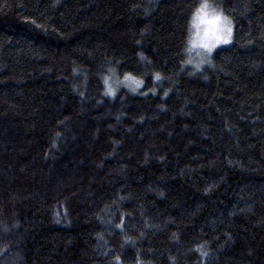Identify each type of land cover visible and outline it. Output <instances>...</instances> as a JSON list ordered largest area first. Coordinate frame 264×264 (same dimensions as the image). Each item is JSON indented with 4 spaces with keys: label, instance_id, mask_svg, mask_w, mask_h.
<instances>
[{
    "label": "trees",
    "instance_id": "trees-1",
    "mask_svg": "<svg viewBox=\"0 0 264 264\" xmlns=\"http://www.w3.org/2000/svg\"><path fill=\"white\" fill-rule=\"evenodd\" d=\"M0 264H264V0H0Z\"/></svg>",
    "mask_w": 264,
    "mask_h": 264
},
{
    "label": "rangeland",
    "instance_id": "rangeland-1",
    "mask_svg": "<svg viewBox=\"0 0 264 264\" xmlns=\"http://www.w3.org/2000/svg\"><path fill=\"white\" fill-rule=\"evenodd\" d=\"M232 27L230 22L209 5H202L193 16L189 41L191 59L201 64L218 48L229 44ZM122 85L135 91L139 83L133 79H126ZM113 92V89H110Z\"/></svg>",
    "mask_w": 264,
    "mask_h": 264
}]
</instances>
